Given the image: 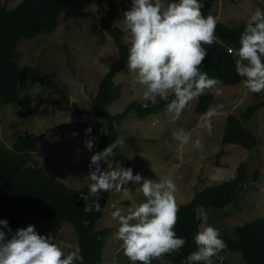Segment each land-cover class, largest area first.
<instances>
[{
  "label": "rangeland",
  "instance_id": "1",
  "mask_svg": "<svg viewBox=\"0 0 264 264\" xmlns=\"http://www.w3.org/2000/svg\"><path fill=\"white\" fill-rule=\"evenodd\" d=\"M116 15L110 21L112 28L124 32V43L130 46V33L122 22L123 12L130 7L131 0H114ZM8 10L14 9L21 0H1ZM75 11L85 16L67 18L59 16V24L52 34L38 35L33 39H22L16 47V62L19 68L34 67L49 76L63 90L68 102L33 81L22 82L18 86L17 99L12 104L0 106V145L12 149L20 136L40 137L38 149L32 154L46 175L59 180L68 188L90 193L87 176L90 157L100 152L102 139L108 136L106 119L91 114L79 116L76 111H88L91 97L97 94L98 85L109 71L118 52L111 39L104 35L100 22L105 17L106 0H74ZM204 11L217 22L227 27L247 23L255 8L264 9V0H202ZM221 45L237 59L232 49ZM124 73V75H121ZM113 93H118L107 112L114 116L125 112L130 103L142 102L143 86L133 83L126 66L114 76ZM212 96L208 108L222 105L219 114L213 118L212 134L208 135L198 127L197 106L202 96ZM264 102V92L250 93L243 85L223 86L221 93L206 91L198 100L185 108L179 119L173 121L166 112V106L155 115L139 119L134 112L114 125L117 140L125 141L117 149L127 161L124 168L131 167L133 174L139 173L149 179L160 180L168 176L177 186L176 203L183 206L192 201L197 192L204 188L227 181L241 164L246 165L249 186L240 197L222 210L208 209V223L219 229L221 237L226 233L234 238L237 227L248 224L264 216V106L256 110L242 125L257 138L258 144L251 151L240 146L222 144V138L229 115L239 118L250 106ZM208 110V109H207ZM31 112L30 114H27ZM91 128L90 134L85 129ZM191 132L192 139L202 140L203 151L189 144H181L173 138V132ZM94 139L91 151L84 141ZM115 141V142H116ZM131 157V159H130ZM109 162L100 163L104 170ZM257 174L256 181L253 180ZM215 177V178H214ZM133 188L131 182L127 185ZM138 187V185H137ZM138 191L132 199L122 192L108 191V200L97 230L108 229L102 249V264H130L124 255L120 242L114 238L118 222L110 213L113 205L126 214L134 203L143 202ZM33 225L38 234L51 235L57 242L78 245V238L72 226L61 220L33 218L28 214L21 217L20 228ZM202 225L200 226L201 230ZM222 264H243L241 253L223 250ZM217 260L218 258H214ZM157 260H153L152 264Z\"/></svg>",
  "mask_w": 264,
  "mask_h": 264
},
{
  "label": "clouds",
  "instance_id": "2",
  "mask_svg": "<svg viewBox=\"0 0 264 264\" xmlns=\"http://www.w3.org/2000/svg\"><path fill=\"white\" fill-rule=\"evenodd\" d=\"M202 7V0H131L128 10L123 12L122 22L131 38L127 71L132 74L134 84L143 86L141 107L155 104L158 99L168 101L166 112L173 121L206 91L221 93L222 82L209 77L203 65L207 56L204 45L210 46L217 40V20L212 15H202ZM230 51L237 57L235 71L243 78V86L253 94L264 92V9L257 7L252 11L240 35L239 47ZM222 107H210L199 116L198 127L208 135L212 134L213 118ZM91 131L90 127L85 129L86 134ZM172 135L181 144L191 142L194 149H204L202 140H193L189 131L179 130ZM94 139L84 141L87 150L93 149ZM124 144L125 141L117 140L91 155L89 191L96 194L114 190L132 199L138 189L143 202L134 203L126 214L113 205L115 210L110 215L119 225L114 238L120 242L130 264H152L165 254L179 252L186 243L174 231L177 186L168 176L157 181L133 174L131 167L124 168L119 161L109 162L102 170L100 163ZM129 182L132 189L127 187ZM82 198L86 200L87 195ZM83 210L101 208L97 202ZM195 218L202 227L193 237L196 248L186 257V264H217L214 258L222 264L223 257L219 254L226 245L219 229L208 223V211L203 206L195 209ZM0 229H3L0 230V264H84L78 245L38 234L33 225L12 233L8 222L0 220Z\"/></svg>",
  "mask_w": 264,
  "mask_h": 264
},
{
  "label": "trees",
  "instance_id": "3",
  "mask_svg": "<svg viewBox=\"0 0 264 264\" xmlns=\"http://www.w3.org/2000/svg\"><path fill=\"white\" fill-rule=\"evenodd\" d=\"M106 2L107 9L104 19L100 22V28L104 35L107 33L105 36L111 37L118 55L100 81L97 94L91 97L89 110L80 112L76 108L79 116L91 114L108 121V136L102 139L100 151L116 141L114 125L120 123L127 113L134 112L139 119H143L158 114L168 103L158 99L157 103H149L148 107L142 108L141 103H144L142 101L130 103L125 112L119 115L112 116L107 112V107L118 97V93L112 92L113 80L126 66L127 47L124 43V32L112 28L109 24L116 15L117 5L114 0ZM74 7V0H21L14 9L8 10L0 0V106L14 103L17 99L18 86L25 81L37 82L68 102L63 90L49 76L34 67H18L16 47L22 39L52 34L58 27L60 15L67 18L85 16L76 12ZM201 13L207 15L204 11ZM245 25L246 23L227 27L217 22L216 42L210 46L204 45L207 48V56L203 62L204 70L209 77L220 80L223 86L243 85V78L235 71L232 53L230 54L220 42L232 49L238 48ZM212 99L210 95L202 96L197 112L200 114L206 112ZM262 106L264 102L250 106L239 118L229 115L222 144L237 145L247 151L254 149L258 144L257 138L242 125V122L252 118L254 112ZM39 142V136L26 135L18 137L12 149H4L0 145V220L8 222V228L12 233L20 228L23 214L33 218L64 221L72 226L77 235L84 264H102L104 238L109 231L97 230L96 224L104 212L108 192L96 194L79 192L46 175L32 157L38 149ZM107 159L113 164L119 161L121 166L128 164L117 148L114 149V155ZM256 179L255 172L253 180ZM249 185L246 165L241 163L227 181L204 188L195 194L190 203L179 206L174 231L177 236L184 237L186 243L179 252L165 254L162 258L156 259L154 264H186V257L196 248L193 237L201 226V221L195 218V209L203 206L207 211H210L209 208L215 211L222 210L235 202ZM85 195L86 200L82 198ZM97 202L100 211L83 210ZM222 239L226 245L224 250L240 252L243 264H264V216L237 227L234 238L225 233Z\"/></svg>",
  "mask_w": 264,
  "mask_h": 264
}]
</instances>
